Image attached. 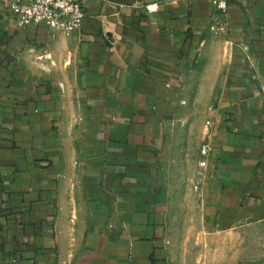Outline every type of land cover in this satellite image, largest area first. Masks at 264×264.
Masks as SVG:
<instances>
[{"label":"crops","instance_id":"obj_1","mask_svg":"<svg viewBox=\"0 0 264 264\" xmlns=\"http://www.w3.org/2000/svg\"><path fill=\"white\" fill-rule=\"evenodd\" d=\"M214 1L86 0L72 36L0 2V264H178L160 157L198 70L212 154L182 264H264V0Z\"/></svg>","mask_w":264,"mask_h":264},{"label":"rangeland","instance_id":"obj_2","mask_svg":"<svg viewBox=\"0 0 264 264\" xmlns=\"http://www.w3.org/2000/svg\"><path fill=\"white\" fill-rule=\"evenodd\" d=\"M200 73L195 71L181 82V103L176 117L167 127L160 157L165 168L163 202L167 230L177 243L178 264L185 263L187 249L192 256L193 249L199 248L202 235L201 148L209 141V112L214 95L210 93V87L201 90L203 80Z\"/></svg>","mask_w":264,"mask_h":264},{"label":"built area","instance_id":"obj_3","mask_svg":"<svg viewBox=\"0 0 264 264\" xmlns=\"http://www.w3.org/2000/svg\"><path fill=\"white\" fill-rule=\"evenodd\" d=\"M108 2V0H99ZM5 10L10 12L19 28L25 29L32 24L46 22L50 28L65 36H72L83 25L86 0H0ZM222 16H226L228 0L214 1ZM153 12V6H149ZM221 32L226 30L222 23ZM264 91V87H263ZM212 154V144L207 141L201 148L200 166L203 172L208 168ZM202 172V174H203Z\"/></svg>","mask_w":264,"mask_h":264}]
</instances>
